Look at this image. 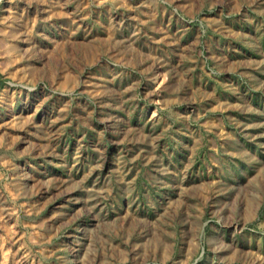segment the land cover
Here are the masks:
<instances>
[{"label": "rangeland", "instance_id": "obj_1", "mask_svg": "<svg viewBox=\"0 0 264 264\" xmlns=\"http://www.w3.org/2000/svg\"><path fill=\"white\" fill-rule=\"evenodd\" d=\"M0 264H264V0H1Z\"/></svg>", "mask_w": 264, "mask_h": 264}, {"label": "bare ground", "instance_id": "obj_2", "mask_svg": "<svg viewBox=\"0 0 264 264\" xmlns=\"http://www.w3.org/2000/svg\"><path fill=\"white\" fill-rule=\"evenodd\" d=\"M0 2H1V0H0Z\"/></svg>", "mask_w": 264, "mask_h": 264}]
</instances>
